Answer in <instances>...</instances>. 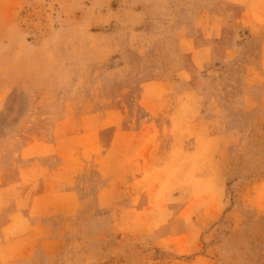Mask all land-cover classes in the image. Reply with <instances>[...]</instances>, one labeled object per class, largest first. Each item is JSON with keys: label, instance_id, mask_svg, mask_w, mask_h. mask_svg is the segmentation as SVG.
Masks as SVG:
<instances>
[{"label": "rangeland", "instance_id": "rangeland-1", "mask_svg": "<svg viewBox=\"0 0 264 264\" xmlns=\"http://www.w3.org/2000/svg\"><path fill=\"white\" fill-rule=\"evenodd\" d=\"M0 264H264V0H0Z\"/></svg>", "mask_w": 264, "mask_h": 264}]
</instances>
